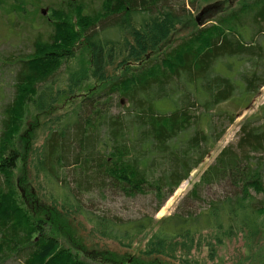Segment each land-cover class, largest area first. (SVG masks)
Instances as JSON below:
<instances>
[{"label": "trees", "instance_id": "trees-1", "mask_svg": "<svg viewBox=\"0 0 264 264\" xmlns=\"http://www.w3.org/2000/svg\"><path fill=\"white\" fill-rule=\"evenodd\" d=\"M171 1L102 0L89 12L63 0L54 9L58 20L51 36L35 38L25 57L2 58L1 68L11 73L13 84L11 97L0 105L5 182L0 187V264L10 258L17 264H205L202 250H222L226 241L239 237L237 262L250 264V246L264 242V113L245 117L236 142L223 147L201 172L188 193L199 208H184L185 198L173 213L155 214L264 86V0H237L211 24L195 25L158 51L176 27L193 19ZM77 13L87 28L66 25ZM129 24L135 46L128 57L135 65L108 77L104 67L114 56L110 48L123 41ZM82 51L90 57L89 67L56 79L54 68L65 58L78 61ZM88 78L97 83L81 94ZM71 92L83 95L80 102L57 122L52 118L34 149L29 137L46 124L38 128L35 122L28 129L29 114L49 115ZM226 101L237 110L216 109ZM29 156L38 189L51 186V193L42 196L50 204L42 214L16 202L14 172ZM223 181L232 193L200 197L201 186ZM107 189L124 197L149 195L155 206L132 218L87 207L86 195ZM76 216L103 240L99 254H87L76 241ZM154 257L166 263L152 262Z\"/></svg>", "mask_w": 264, "mask_h": 264}, {"label": "rangeland", "instance_id": "rangeland-1", "mask_svg": "<svg viewBox=\"0 0 264 264\" xmlns=\"http://www.w3.org/2000/svg\"><path fill=\"white\" fill-rule=\"evenodd\" d=\"M72 1L76 2V6H84L86 7L87 11L91 12L99 8L102 0ZM236 1L237 0H193V6H191L189 0L171 1L172 6H174L183 14H187V12L191 13L193 15V19L176 27L171 35L162 41L161 44L157 45L156 48L159 51L162 48H166V46L169 44H173L180 35L191 30L195 25L203 27L211 24L213 22L212 19L216 14L233 7ZM34 2L35 1L33 0H0V105L4 102V100H8L11 97L13 84L11 73L3 71L4 69L1 68L3 61L2 58L11 53H17L25 57V55L32 51L35 38H47L49 35L51 36L53 33V28L55 27L53 26V22L54 20H58L54 15V9L61 5L63 0H41V2L39 0L38 2L40 5H36ZM74 9L76 10L77 7L74 6ZM72 19V24L67 23L66 25H71L73 27L76 26L77 28V26L81 23L83 26H85V28H87V21L82 14L78 15L77 13V17L74 18L73 16ZM196 19L199 21V23H197ZM63 21L64 19L62 22ZM9 22H11L10 25L8 24ZM6 24H8L10 28L7 27ZM131 29V24L127 25L122 35V37L124 36L122 39L123 41H121L120 44H118L115 48H110L114 50V56L111 57V60L107 61L104 67L106 76L109 75L108 77H111V75L124 70L126 66L135 65V62H130L128 57V49L131 46H135L133 45V38L130 35ZM70 30L71 29L68 28L66 29L65 34L67 37H69L71 34ZM261 41L264 44V39ZM153 53H155V51H153L151 54ZM79 56L80 59L76 62L65 58L66 62L62 64V66L59 64L60 67L58 65L57 68H54V71H58V74L55 76V78L58 80H65L67 72H71L75 69H87L89 67L90 58L87 52L82 51V55ZM86 81L87 82L82 85V87L85 86V88L81 94H84L87 89L91 88L97 83L91 78H88ZM82 96L83 95L79 96L77 92H74V94H72V92L71 94L66 93L62 96V99H60L58 104L55 105V108H51L49 115L37 116L36 114H29V118L26 121H29L30 119L31 124L28 126V129H30L31 125L35 122H37L38 128L41 124H46V127L37 129L33 137H31V139L29 137L28 143H31L33 148L37 149L39 141L43 136L44 129L50 124L52 118L57 119L58 116L70 111L77 105L78 102H80ZM231 102L232 101H226L221 103L216 109H218V111L223 109L231 111L235 109ZM111 106L113 109L116 108L115 103H113ZM115 110L116 109H114V111L112 110V112L115 113ZM261 113H264V86H262L258 93L253 96L248 106L240 110V114L236 117L233 123L226 125L223 135L212 147L209 154L200 163V165H198V167L192 170L189 177L184 180L167 198L161 209L155 214V217L160 218L161 216L173 213L176 207L179 206L182 200L185 198L187 199L186 201H183V203H185L183 204L184 208H199L200 202H195L188 198V193L198 182L199 175L207 165L213 163L216 155L223 147L236 142L240 123L243 121V119L251 115H261ZM57 121L58 119L56 122ZM26 128L27 126L25 124V127L22 129L21 133L25 131ZM14 141H12V143ZM30 161H32L31 156H29L26 160L21 161L20 163L18 161L17 163V169L14 172L17 180V186L14 187L17 195L16 202L25 210H33L42 214L43 209L50 205L49 202L45 201L42 196H45V194H48V192L51 193V186L49 185V187L44 188L43 185L42 189H38L37 182L34 183L33 181L34 173L31 168L32 165L30 164ZM40 178L43 180L41 175ZM4 184L5 182L0 176V187H3ZM232 190L233 188L230 183L228 181H223L220 184L201 186L199 189V195L204 200L215 199L218 196H224L228 193H232ZM18 197H20L22 201H20ZM84 200L87 204V207L91 209H97L100 212L109 214L110 216H121L123 218H132L144 213H150L155 206V201L149 195L124 197L119 195V193H115L114 190L108 189L100 194L94 192L92 194L86 195ZM73 224L74 237L81 246L86 248L87 254H99V252H101L102 248L104 247L103 240H99L96 236L90 234L88 231L89 227L86 226L84 222H82V218L80 216L75 217ZM151 232L152 231L146 233L145 238L149 236ZM242 244L243 241L240 237L233 238L232 240L225 242L224 249L221 250L220 246H216V248L213 250L204 249L199 254V257L205 260V264H238L237 261L240 255ZM105 247L117 252H122V249L116 247L113 244L106 243ZM250 248V253L252 255L250 264H264V242L258 243L257 246H250ZM206 255H208L207 258L205 257ZM210 255H212L213 258L210 257ZM152 262L166 263V260L161 257H154ZM3 264H17V261L10 258L7 259Z\"/></svg>", "mask_w": 264, "mask_h": 264}, {"label": "water", "instance_id": "water-1", "mask_svg": "<svg viewBox=\"0 0 264 264\" xmlns=\"http://www.w3.org/2000/svg\"><path fill=\"white\" fill-rule=\"evenodd\" d=\"M44 13V12H43ZM197 22H199L198 20H197Z\"/></svg>", "mask_w": 264, "mask_h": 264}]
</instances>
